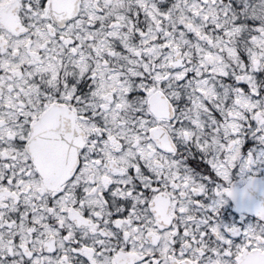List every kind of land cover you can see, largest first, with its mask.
<instances>
[{"label":"snow or ice","instance_id":"1","mask_svg":"<svg viewBox=\"0 0 264 264\" xmlns=\"http://www.w3.org/2000/svg\"><path fill=\"white\" fill-rule=\"evenodd\" d=\"M0 264H264V0H0Z\"/></svg>","mask_w":264,"mask_h":264}]
</instances>
